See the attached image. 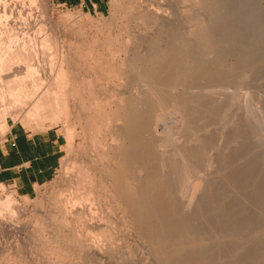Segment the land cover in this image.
I'll list each match as a JSON object with an SVG mask.
<instances>
[{
	"label": "rangeland",
	"instance_id": "1",
	"mask_svg": "<svg viewBox=\"0 0 264 264\" xmlns=\"http://www.w3.org/2000/svg\"><path fill=\"white\" fill-rule=\"evenodd\" d=\"M132 1L133 0H130V1L129 0H108V2H109L108 3V13L103 15L101 13L90 14V13H88L89 12L88 10L70 9V8L58 6V4L54 0H0V52L2 51L1 48L3 46H4V48L6 47V49H7V50L5 49V51L3 50V53L1 52L0 56L2 57V55H3V57H4V54H5V59L7 58V60H8V58H9V61H7L3 57H2L3 59L0 57V59L2 61L5 60V62L3 61V64H2V62H0V73L4 74L7 71L6 68H8L9 71L12 70L11 68L7 67V65H10V67H12V65H11L12 63H13V68H15V71H19L20 68H24L25 66H27V68H24V69L25 70L28 69L29 66L27 63H29L30 65L34 64V66H33L34 67V71H33L34 73H32L31 69H28V70L31 71L32 76L35 74L34 75L35 78L37 77V79H38L39 77H41L39 80H37V79L32 80L31 74H30V76L27 74V72H29V71L26 70L27 72H25L24 69H23V71L21 69V72L19 71L20 76H23L24 73H26L25 76L28 75L26 77H30L29 81L32 80V82L34 81V82L39 83V85H41V87L43 86L42 88L50 86V87L54 88L56 91L57 90L56 88L64 87L63 89L60 88V90H58V92L61 91V93L63 95L61 93H57V94H59V96H61L60 97L61 99L58 97V95L56 93H52V94L50 93V95L54 94V97L56 96L55 99L59 98V100L56 99V102H59V104L54 103L55 100H53V98H54L53 96L48 97L49 95H47L48 100H49V98H52V100L51 101L49 100V102H47V101H45V100H47V97H44L45 99L43 98L44 100H42V101H43V103L46 102L47 104L45 103V105H46L45 107H44V104H42L44 107L43 108L44 110L39 108L42 110V113L40 112L41 111L40 110L38 112V115H37L38 117L33 116V118H35V119H33V118L29 119V112L32 111V108L34 106V105L30 104V102L33 104H34V102H37L39 100L38 96L34 95V98L36 97L35 99H33V97L30 98L28 96L29 99L27 101L26 100L27 98H25V96L23 95L24 97L21 96L22 98L20 97L18 99L21 102H19L16 99L18 101V103L15 100V102H13L15 104L11 103L12 106H11L10 102H12L13 98H10V97H14V99L18 98L16 95L19 96L20 91L22 93H24L23 89H25V90H27V89L36 90L38 85L34 86L35 83L32 84L31 82H28V81L26 82L25 76H23V78L25 77V79H24L25 81L24 80L22 81L21 79H23V78H21L20 76H19L20 78L18 77V79H20L21 82H23L22 86H21L20 80L19 81H18V79L16 80L17 77L16 78L12 77L13 79H11V81L10 80L7 81L6 77L8 79H10V77L14 74L13 70H12L13 72L7 71L5 74H7V73L8 74L2 75V79H0V83H2L0 85V88L3 89V87H5V89H3L2 92L7 93V95H5V97H4L3 93L0 94V96L2 95L6 99V100L3 99L4 100V104H3V102H2L3 97L2 96L0 97L1 98L0 99V102H1L0 105L2 106V108L0 106V114H2L0 116V133H2V134L6 133V131L8 130V127H9L8 122H15L18 124H23L31 132L45 131L49 128H60L62 130V133L66 136V139H67V144L65 146V154H64L65 156L62 160V164H61L60 168L58 169V171L56 173L55 178L50 183L46 184L44 187H42L39 190L38 196L36 198H31V199L20 198L19 195L16 192L12 191L10 188H7L5 186H0V200L5 201L6 199H8V197H11L12 201H13V203H12L13 209L12 210L10 209L12 211V213H10L11 212L10 210L9 211L7 210V203L3 204L4 207H6L5 209L3 208V205L0 208V264H130L131 253L133 256V252L136 254H135V256L132 257L133 259L131 261V264H134L135 262H136V264H138V260H139V264H143L144 262H145L144 264H146V263L152 264L153 263L150 260H152V258H154L155 255H152L153 254L152 252H150V254H149L150 250L148 249V251H147V246H146V243L144 241H143L144 243L140 242V241H142V239L140 238V240H139V237H137L136 233H134V230H136L135 232H138V231L136 228H134L135 227L134 225L132 226L131 222L125 221L124 219H122V216L120 215L119 217L115 218L117 221L115 219L111 221L113 225L110 222L111 225L108 228L109 231L107 232V235H100V232L98 230L95 231V229H92V230L88 229V227L90 226L89 223H92L93 220L91 221V217L89 216L90 214H88L86 212V208L84 209L85 205L82 204V201L76 200L75 203L73 204L72 200H73V197L75 198V196H76L75 192H76L77 188H79L78 186L80 185V183L82 184L86 180V178H84V176L86 175L88 168L90 169V167H91L90 166L91 163L88 162L90 159L88 160V158H90L91 155L94 154L93 153L94 151L90 152V150H93V144H96L97 142L101 141L107 133V131L105 130V128H106L105 123H104L105 121H103L105 119H104V117H101L102 114L99 111L100 106L99 107L95 106V105H97L96 102L98 100L99 101L103 100L101 102L102 103L101 108L103 109V106H104L106 108V109L105 108L104 109L107 110V113H108V111L110 110V107H108L109 104L111 105L112 102H114V100H115V102L120 101L121 100L120 98H122V97L128 98V96H129V98H131V99L134 98L136 101L139 99L140 102H142L141 100H143V99H144L143 101H145V100L147 101L148 96H149V99H151L150 98L151 95L155 98L157 97L156 98L157 100L161 99L160 94L159 95L156 94L154 92L153 88L150 87L151 85H149V86L146 85V86H144L145 88L140 87V89L138 90L137 86H135V84L132 83L134 81V76H135L134 73L136 74L137 73L136 70L138 71L140 69V66L143 64L142 59L144 57H142V55H143V53H144V55L146 54V52H144V51L148 48H149L148 50H151V49L155 50L156 47H154V42L156 43L157 40H158V44H155V46L158 45V47H159V44H161L163 47H165L166 43L168 41H171L172 39H176L178 34H179V36L182 37V40L184 41V46L187 47V48L184 47V50H186V51L188 50L187 55H186L187 57L188 56L191 57L190 53L193 51L192 49L195 50L196 48L200 49V50H198V49L197 50L200 51L201 54H200V52L198 53V51H195L200 55H202L204 53H206V54L209 53L207 56H208V59L211 60L210 63L212 62L210 65L211 70L212 71L216 70V72L214 71V72H211V74L209 73V76L211 75V77H212V74L214 76V73L217 74V71L222 69L225 72L224 78H226V79L228 78V80L230 79L231 81L230 80L229 81L233 83V84L229 83V85H225L227 83L226 81H228V80L224 79L226 82L224 84V82L222 81L223 78L221 79L220 77H218L216 75H215L216 79L213 77L214 84H212V85L216 86L217 84H220L219 81L220 82L222 81L224 86H226V88H227V90H223L224 95H222V97L224 98L223 100L225 102V105L230 106V102L233 103V101H235L236 98H237V100L242 99V101L246 99L245 101L246 102L248 101V103L245 102V106H244L245 110H247L246 107L248 106L249 107L248 111L252 112V113L256 112V114H257L258 112L262 113L260 111H264V109L262 108V107H264V61H263V58L259 57V56L264 54V0H246V2H245V0L244 1L243 0H233V1L232 0H226L227 7L220 8L221 10L217 9L218 11L216 10V8L214 9L211 6L212 2H213L211 0H203L204 2L202 0H199L200 4H199L198 0H182L184 2V4H182L181 0H143V1L134 0L133 3H132ZM238 1L239 2L241 1V4ZM139 2H140V4H139ZM159 2H162V3L164 2V6L167 5L165 7V8H167V9H165V11L166 12L168 11V13H171V15L173 17H175L178 14V17H177L178 20H177L176 26H173V29H171L172 27L169 28L170 26L167 27V24H163V25H165V27L162 26V24H159L160 27L157 25L159 27V29L162 27L159 31H161V34L162 35L164 34V35H163V37L162 36L158 37V35H160V32H158L159 34L156 35V37H157L156 40L153 42V44H151L152 42L150 41V45H149V42L147 43V40L145 41V38L142 37L138 32L139 27H141V26H139L140 25L139 22L141 20L140 17L146 15L145 14L146 12H141L140 9L144 8L147 11V8H151L152 3H155V5L154 4L152 5V7H154V9H156L155 6ZM165 2H167V3H165ZM205 3L207 5H205ZM141 4L143 7L141 6ZM149 4H150V6H149ZM242 4H243V6H242ZM233 5H234V7H232ZM137 6H139V7H137ZM147 6H149V7H147ZM199 6H200V9H199ZM207 6H209L208 7L209 9L207 8ZM128 7H130V9ZM240 7H241L240 12L238 11L237 13H234L235 12L234 10H237L236 8H240ZM127 8L129 10H127ZM174 8H175V10H174ZM172 9L174 10V12ZM205 9H207V11ZM132 10H133V14H132ZM134 10L137 11V12L135 11L136 14L134 13ZM214 10L216 11V13ZM219 10H220V12H219ZM141 13L143 15H141ZM128 14H130V15L128 16ZM195 14H197V15H195ZM135 15H136V17H135ZM231 17H233V18H231ZM237 17H239L240 19H237ZM135 18H136V20H135ZM234 18H236L237 20ZM195 19H197V20H195ZM211 19H212V21H211ZM130 20H132V21L130 22ZM195 23L197 24V26ZM137 25L139 27H137ZM262 25H263V27H262ZM13 27L15 28V30H13ZM20 28L22 29V31H20L21 30ZM148 29H147V31H148ZM180 29H182V30L180 31ZM185 29H186V32H185ZM3 30H4V33H3ZM171 30H172V32H170ZM141 31H143V30H141ZM167 31L169 32V34ZM176 31L177 32L179 31L177 33V35H176ZM146 33L147 32H145V34ZM4 34H5V36H4ZM16 35H17V37H16ZM134 35H135V37H134ZM168 35H170V36H168ZM219 35L221 36V38ZM166 38H167V40H166ZM9 39H11V41ZM138 40L141 42H139ZM9 42H10V45L13 42L14 43V44L12 43L13 46L11 45V47H10V45H8ZM24 42H26V43H24ZM22 44H24V46H26V48L23 47ZM208 44L211 45V48L209 47ZM252 44H256V47H257L256 51H258V52L255 51L254 52L255 56L253 54L251 57H249V58H251V60L248 58V59H246L248 62L246 60H244V61H246V62H244L242 60V58H240V56H238V54H236V53H238L237 49L241 48V46L244 47V46L252 45ZM19 46L23 47L22 49L20 48L21 52L18 51ZM147 46H149V47L146 48ZM150 46H152V47H150ZM221 46H223V47H221ZM7 47L10 48L9 50L12 51V53H10V51H8ZM216 47L217 48L219 47V49L217 50ZM224 47H226L227 49H225ZM11 48H13V49H11ZM15 48H17V52H19V54L22 53V50L25 48L26 50L24 49V51H26V52L23 51V53L25 55L30 54L29 59H28L29 61L32 60V59H30V58H33V54H31V53H32V51H34L35 52L34 58L35 57L36 58L33 61H31L32 64L29 61L27 63L25 61L23 62L22 59L24 58L23 56H25V55H23V53H22L23 56H21V54H20V56H17L19 54L15 53V54H17L16 55L17 58L13 57V58H15V59H13L11 57V54L13 56L15 55L13 52V50ZM27 49H29L28 51L31 53L27 52ZM143 49H144V51H142ZM220 49H222V50L219 51ZM203 50H208V52L207 51L204 52ZM202 51H203V53H202ZM213 51H215V53H213ZM217 51H219V53ZM222 51H224V52H222ZM226 51H228V52H226ZM6 52H9V53H7V55H6ZM195 52H193V54H192L193 56L197 54V53L195 54ZM188 53L190 55H188ZM210 53H211L210 57L214 58V61H212L213 60L212 58L211 59L209 58ZM212 53L214 54L213 56H215V54L218 53L220 57H221V54H223L221 57L222 63H219L220 57H218V55L215 56L216 59H217V57L219 59V62H217L218 59L216 60L215 57L212 56ZM185 54H186V52H185ZM6 56H10V57H6ZM19 57H21V58H19ZM26 57L28 58V56H25V58ZM136 57L139 61L136 60ZM138 57L139 58L141 57L142 59L141 58L139 59ZM261 57H263V56H261ZM10 58H12L11 60H13V61H11ZM18 58L21 60H19ZM25 58H24V60L27 61V58L26 59ZM17 59L19 60V62L22 61L23 67H22V64L17 62L18 61ZM223 60H224V63H223ZM237 60L239 62H241V64L244 62L242 64V66L237 65L238 64V62H236ZM6 61L8 64L6 63ZM136 61H138V62L136 63ZM261 61H263V62L261 63ZM9 62H12V63L9 64ZM16 62L18 64V67L17 66L14 67V64L17 65ZM125 62L128 64L129 67L126 66L127 64ZM129 63H130V65H129ZM214 64H216V65H214ZM221 64H222V67H221ZM218 65L220 67H218ZM60 66H62V68H64V70H63L64 73H62V72L60 73V74H62V76L59 75L60 78L56 77L57 79L56 78L52 79V77H50V76L56 72L58 73V70L61 68ZM133 66H135V67L133 68ZM215 66H217L216 69H215ZM126 67H128V68L126 69ZM141 67H143V65ZM135 68H137V69H135ZM233 68L236 69L238 72H236V70H234ZM17 69H19V70H17ZM133 69L135 72L133 71ZM125 70H129L128 73L130 75H128ZM261 70H263L262 73H260ZM231 71L233 72L232 73L233 75L229 74ZM234 71L237 74H235ZM9 73H11L12 75ZM227 73L230 76H226ZM131 74H133L132 78H131L132 80L130 79ZM52 76L54 77L55 75H52ZM56 76H57V74H56ZM4 77H5V80L3 79ZM73 77L74 78L79 77L76 81L77 83H75ZM217 77H218L219 81L217 80ZM0 78H1V75H0ZM35 78H33V79H35ZM43 79H45V81ZM79 79H82V80L79 81ZM42 80H43V82H45L43 84L47 85L49 83L50 84L52 83L51 84L52 86L51 85H47V86L45 85V87H44V85L40 84V82H39ZM70 80H72L74 83ZM216 80H217V82H215ZM12 81H13V83H11ZM202 81L204 82L206 80H202ZM3 82H6V83L3 84ZM15 82L20 83L19 84L20 87H18V86L16 87V88H19V90L17 89L19 91V93L17 92V90H15L13 88L17 84V83L15 84ZM137 82H138V80H137ZM7 83L8 84L10 83L9 85H12V84H14V85L9 86V85H7ZM70 83H73V84H70ZM215 83H217V84H215ZM5 84H6V86L1 87L2 85H5ZM64 84H66V85H64ZM24 85L27 87L29 85V87L25 88ZM58 85H60V86H58ZM232 85H234L235 87L233 88ZM7 86H9L10 88L8 89ZM23 86H24V88L22 89ZM73 86H76V88ZM191 86L194 87L195 85L192 84ZM191 86H190L189 90H186L188 88L185 89L186 92L190 91L192 98H195L197 95L199 97H201V95H199L201 90L195 89V87L191 88ZM228 86H230V87H228ZM241 86H244L246 88L242 87V90H240ZM34 87H36V89ZM135 87H136V89H135ZM247 87H248V89H247ZM20 88L22 90H20ZM31 88H33V89H31ZM38 88H40V87L38 86ZM52 88H51L50 92L51 91L55 92ZM73 88H75V91L72 90ZM77 88H78L79 92L82 93L81 95H85L84 97L81 96L80 94L78 96ZM228 88H232V89H228ZM6 89H8V91L11 89V91H9L10 95H8L9 92H7ZM142 89H144V90H142ZM191 89L193 91H195L194 93L199 91L198 94H196V96L193 95L194 93ZM238 89L241 91V93H243L242 95H241V93H239L240 91ZM243 89L248 91V93L246 91H244ZM141 90L143 91V93L146 91V94L147 95L149 94V95L147 96L146 94H144V96H142L143 94H142ZM182 90H184V89H182ZM36 91H39V90L37 89ZM0 92H1V89H0ZM89 92H91L90 94L92 96L90 94H88ZM15 93H18V94H15ZM120 93H121L122 97H120ZM124 93H126V96H124ZM139 93H141V94H139ZM87 94L90 95L91 97L88 96ZM245 94H247L246 95L247 97L250 95L248 97V99L245 98L246 96L243 97V95H245ZM106 95H107V97H106ZM137 95L139 98L136 97ZM192 95L195 97H193ZM6 96H7V98H6ZM8 96H10V97H8ZM111 96H112V98H111ZM140 96H142V97H140ZM145 96L147 97V99ZM114 97H116V98H114ZM118 97H119V100H118ZM189 97H190V95H189ZM189 97H188V100L191 99ZM199 97L195 98L198 100H195V99L191 100L194 103L193 104L191 102L192 103L191 107H194L195 109L190 108V106H188V104L189 105L191 104L188 100H187V102H189V103H185V106H188V109L195 110V111L191 110L192 114L193 115L196 114V116L194 115L195 118L199 117L200 119L199 118L198 119L201 120L200 122H202L203 120L201 119V116H204L203 115L205 113L204 111H206L207 117H209V114L212 115L213 113H215V110L212 111V109L215 108V106H212V105H215V104L210 105L211 102H209L208 100H207V103L209 102V104H207L206 101H204L206 99L203 100L202 97L201 98H199ZM101 98H102V100H101ZM123 98H122V100L125 99V98L124 99ZM140 98H141V100H140ZM22 99H24L26 101L24 102ZM36 99H37V101H34ZM106 99H108V100L106 101ZM110 99H114V100L112 101ZM201 100L205 102L204 105L212 106V109H209L208 107L204 106L203 102ZM194 101H196V104ZM197 101L200 103H198ZM5 102H7L9 105H7V103H5ZM201 103H202L201 107L204 106V108L206 107V109L200 107L199 104H201ZM55 105L56 106L58 105V106L56 107ZM9 106H11V108H9ZM59 106L61 107V109L59 108ZM195 106L198 107V109H199L198 112L201 109V113L199 112V114H201V116L199 114H197V112H196L197 107H195ZM258 106H260L263 110L261 108L259 110H257L259 108ZM3 107H5L6 111L9 108L10 110H8V111H11L10 114L8 111L5 112V110H3L4 109ZM111 107H113V104L111 105ZM180 107H182V106H180ZM255 107H256V109H255ZM56 108L57 109L59 108V109L56 110ZM93 108H95V109H93ZM182 109H183V107H182ZM60 110H62V111H60ZM207 110H208V114H207ZM209 110L212 111V114H211V111H209ZM245 110H243L241 112L242 114L240 113V117H241V115H243V116L245 115L244 118L242 116V119H241L238 116L240 119H238L237 124L235 123V125L237 127L235 126L233 128V130L231 131V133H228L226 136V140H228V141L230 139L232 140V141L230 140V142L227 141L229 144L227 143V147H225L226 150H224L225 148L223 149L224 152H227V153H224L221 151L223 154H221V152H220L219 158L217 161V163L218 162L220 163L221 161L223 162L226 160V161L230 162V164H232V165L234 164V166H232L228 163V165L230 166L228 168V165H226L227 163H225L226 161L220 165L218 163V166H221V167H219L217 169L216 168L217 166H216L215 168H216V171L219 173L216 174L215 173L216 171L214 170L215 169L214 168V169H212L213 171H215L214 174H213V172L210 174V176L211 175L215 176V174H216L217 178H216V176L215 177L214 176L209 177V178H211L210 181H209V178L207 180L208 182L205 181L206 185L208 186V187L205 186L207 191H204V192L202 190L199 191L198 198H199L200 202L202 201L200 207H199V203H200L199 201H192V202L189 201L186 205L183 206L184 209H187L189 211V212L187 211V213L185 215H188V217L192 218V220L195 224V226H194L195 229H193L194 231L191 233V235L195 236V233L198 230L200 235L202 232H203L204 236L207 235V236H205L206 241H208L207 237L209 238V236H210V239H211V236L213 237L212 238L213 241H212V239L211 240L209 239L210 242H212L211 244H210V242H207V245L209 244L208 245L209 247L207 246V248L208 249L210 248L209 250H211V251H208V249L206 251V249L204 248L205 249V252H204L202 248L206 247V246L201 247L200 251H199V249L197 250V252H195L196 250L193 251L194 254H197V255L200 254V255H198L199 259H202V256H203V260H205V264H208V261H209V264H213V263L214 264H217V263L218 264H223V263L225 264V262L227 264H232V262L236 264L237 263L236 261H238V260H240V261H238L237 264H239V263L240 264L241 263L242 264H250L251 261H254L256 264L257 259L259 262L261 261V264H264V259L259 260V258H264L263 257L264 256V252H263L264 251V243H263L264 242V235L262 236V239H261V237H259V234L257 235V232H256V231L259 232L260 228L261 229L264 228V223H262V221L264 222V220H263L264 219V212H263L264 211V198H263L264 197V158L261 159L262 157H264V124H263L264 123L263 122L264 116H262V114L258 113L260 117L258 116V114L255 116H256V118L258 116L259 118H257V119H259L260 121L258 122V120H256L254 122V119H256L254 114H252V113L250 114V115L254 116V119L252 121L250 118H252L253 116L249 117V119H248L249 113H247L248 111H246V113L244 114ZM3 111L5 112V114ZM58 111L61 113V115H60V113H58ZM98 111H99L100 117L103 118V120L101 118H99V120L97 121L98 116H99ZM202 111H203V113H202ZM101 112H103V111H101ZM57 113L59 115L55 116V115H57ZM36 114H34V115H36ZM96 114H98V115L94 116ZM219 114H221V113H219ZM25 115H26V118H25ZM109 116H111V115H109ZM215 116L213 118H215ZM261 116H262V118H261ZM41 117H42V119H41ZM36 118L37 119L39 118V119L37 120ZM261 119H263V120H261ZM30 120H32V121H30ZM3 121H4V123H3ZM99 125H100V127L103 125V127H101V129H100ZM207 134L210 136L212 133H210V134L207 133ZM208 137L207 138L205 137V138L207 140H209ZM216 137H218V134H215V133L212 134L210 137L211 138L210 142L214 141L213 138L216 139ZM235 137H237V138H235ZM93 142H96V143H93ZM205 142L207 143V141H205ZM205 142L203 141V144H205ZM236 146L237 147L239 146V147L235 148ZM231 151L233 153H231ZM247 153L249 155H250V153H251V155L253 153L256 156L252 155L254 157L252 160L251 159L252 156L251 155L249 156ZM243 154H245V155H243ZM94 156H95V154H94ZM220 156H221V158H220ZM241 156L242 157L244 156L243 157L244 159L241 158ZM247 156L249 157L248 159H250V161L247 158H245ZM237 159H238V162H236ZM219 160H221V161H219ZM242 160H243L242 163H245V168H247V170H249L246 173H245V171H246L245 168H240V167H242V164H241V166H239L238 164L235 165V162L239 163ZM246 160H248L249 164L254 162L253 164L255 165V167H254V165H252L253 168L252 167L250 168L249 167L250 165L247 163ZM90 161H92V159ZM82 162H84V163H82ZM161 163H162V161H161ZM177 163H178V165L182 164V163H180V161H178ZM246 163L248 164V166ZM223 164L226 165V168L225 167L223 168V166H224ZM261 164H263V166ZM161 165H160V168L162 169L163 167H161ZM237 166H239L240 169H235V168H238ZM243 166H244V164H243ZM230 168L234 169V170H230ZM243 169H245V171ZM242 170L244 171L243 173H242ZM235 171H237L236 173L241 172V174L238 173L236 175L235 173H233ZM208 172H210V171H208ZM246 174H248L249 177ZM232 175H233V178L231 179ZM225 176H227V177H225ZM215 178H216V180H215ZM213 179L215 181H213ZM234 179H237L236 180L237 183H235V185H233L234 182H236V181H233ZM247 179H248V182H246ZM82 180H83V182H82ZM217 180H218V182H216ZM242 180H244L243 183H242ZM205 182H204V184H205ZM212 182H216L215 184L213 183L214 186H213ZM245 182L247 183V185ZM245 185H246V187H245ZM249 185H250V187H249ZM241 186H242V188H241ZM253 186L255 188H253ZM238 187H239V189H238ZM205 188H202V189L204 190ZM217 188L219 191H217ZM235 188L237 190H235ZM240 189H242V190L240 191ZM244 189L246 190V193H245ZM224 190L225 191L227 190L226 191L227 193L224 192ZM255 190L256 191L258 190L257 195L259 197L255 196L256 195ZM215 191H217L218 193ZM233 191H235V192H233ZM251 191H253L252 194H251ZM201 192H203V193H201ZM221 192L223 194H221ZM228 192H231L232 198H230V193H228ZM239 192L241 193L240 195H238ZM260 192H262L261 193L262 197L260 195ZM71 193L74 195H72ZM233 193H236V194L233 195ZM64 194H66V195H64ZM200 194H202L201 195L202 197L204 195V197L203 198L199 197ZM212 194L214 195V197L217 196V198L215 197L216 201L214 200V202H213V199H215V198L213 197ZM218 194L221 195L222 198H220ZM246 194H248L247 197L245 196ZM70 195L72 196V198H71L72 200L68 201V199H70V197H71ZM252 195L254 198L252 197ZM249 197L250 198L252 197V198L249 199ZM211 199H212V203L210 201ZM218 199H220L221 203L218 201ZM233 199H235L236 203ZM255 200H258V203H256ZM5 202H7V201H5ZM223 202H224V204H223ZM259 202H261L260 204L263 206L262 209H261V206L258 205ZM62 203H64V204H62ZM108 203H110V202L104 201L103 206L104 205H105V207H106V205L108 206L109 205ZM233 203H234V205H233ZM72 204H73V206H71ZM195 204L198 205L199 209H197ZM237 204H238V206H236ZM254 204L256 206H254ZM13 205H14V207H13ZM103 206H102V210H103L102 213H104L105 215L102 213H100V214H102L104 217H106V219H107V216H108V218H110L109 212H107V211L104 212ZM59 207H60V209H59ZM193 207H194V210H191V209H193ZM210 207H211V209H210ZM217 207L219 210L217 209ZM221 207H222V209H221ZM234 207H235V209H234ZM241 207H242V209H241ZM8 209H9V206H8ZM195 209H197V211ZM237 209L238 210L240 209L239 212H237L238 211ZM260 209L262 212L260 211ZM223 210L225 211V214L227 215V217L223 213L224 212ZM72 211H73V214H71ZM256 211H257V214H256ZM99 212H100V210H99ZM191 212H192V214H191ZM240 212H242L243 215H241L242 213H240ZM253 212L255 215L253 214ZM248 213H249V215H248ZM261 213H262V215H261ZM194 214H195V216H194ZM231 214H232V217H231ZM234 214L237 216V218ZM207 216H209V217H207ZM212 216L213 217L216 216V217H214L215 219H213ZM240 216H243V220L241 219L242 217L240 219L238 218ZM256 216H258V217L256 218ZM233 217H234V220H233ZM249 217H251V219ZM252 217H253L254 221H253ZM190 218H189V220H190ZM75 219H77V220H75ZM238 219L240 221V224H239ZM248 219L250 220V222L248 221ZM259 219H261V220H259ZM63 220H64V223H63ZM210 220H212V221L209 222ZM232 220H233V222H232ZM108 221H109V219H108ZM225 221L227 223L224 224ZM228 221L229 222L231 221L230 222L231 225ZM256 222H257V224H256ZM258 223H259V225H258ZM73 224H74V227H73ZM196 224H198V226ZM236 226H238V227H236ZM243 226H245V227H243ZM246 226H248V227L246 228ZM224 227H225V229H224ZM242 227H243V231H242ZM249 227H250V229H249ZM252 228H253V231H251ZM78 229H79V231H78ZM195 230H196V232H195ZM236 230H237V232H236ZM206 231H208V232H206ZM212 231H213V233H210ZM238 231H240V232H238ZM216 232L219 233V236L217 234L218 237L215 236ZM253 233H254L255 238H253ZM229 234H230V236L227 239L226 237ZM233 234H236L237 237L241 236L242 238L245 236V241H244V238L241 239V240H243L242 244H244V242H245L243 247L241 246L242 244H240L238 242L239 239H237L235 235H234L233 239L231 238V235L233 237ZM99 235H100V237H99ZM135 235L137 238L135 237ZM138 235L140 236L139 232H138ZM196 235H197V233H196ZM220 235H221V237H220ZM249 235H250V237H249ZM95 236H96V238H95ZM105 236H106V238H105ZM111 236H112V241L114 243L110 242ZM204 236H203V238H204ZM251 236H252V238H251ZM257 236L259 237V239L257 238L258 241L256 240ZM214 237H216V238H214ZM230 238L232 240H234L236 238L237 240L235 239L234 241H232ZM246 238L247 239L250 238L249 239L250 241L247 242L248 245L246 244ZM102 239H103V241H102ZM108 239H110V241ZM252 239H255V240H252ZM229 240H230V242H229ZM241 240H240V242H242ZM107 241H109V242H107ZM217 241H218V243H217ZM220 241H222V243L224 245L219 243ZM235 241H237V243ZM225 242H226V244H225ZM253 243H256V244L261 243V245L263 244L262 245L263 250H261V254L258 252L261 255V257H259L260 256L259 254H256L257 253L256 248L258 247V245H255L256 247L254 248ZM139 244H141V246L143 244V246L140 247ZM238 244L242 248L240 249L241 250L240 252L236 253L237 251H239L238 248H240V246ZM93 245H94V247H93ZM113 245H115V246H113ZM214 245H215V247H214ZM217 246H219V247L217 248ZM223 246H224V248H223ZM244 246H246V248ZM100 247H101V249H100ZM235 247H236V250H235L236 252L233 250V248H235ZM252 247L256 250H254ZM229 249H232V252ZM143 250H145L146 252L145 251L143 252ZM253 250H254V252H253ZM242 251L244 253H241ZM227 252H228V254H227ZM147 253H148V255H147ZM187 253H188L189 258L185 255L186 256V260H185L184 256H183L181 261H180L182 264L184 263L183 261H185V263L187 264L190 257L194 256L192 251L191 252L189 251ZM217 253H219V254H217ZM229 253H230V255H229ZM234 253H236L237 257H235ZM239 253H240V255H239ZM137 254L141 258L138 257ZM231 254H232V256H231ZM254 254L256 255L257 258H253V257H255ZM251 255H252V257H251ZM142 256L144 258V261H143ZM244 256L247 259H245ZM149 257H150V260H149ZM195 257H196V260L194 261ZM195 257H193V260H192L194 262L192 263V261H191L190 264H194L195 262L197 264H199L197 262V261H199V259H197V256H195ZM187 258H188V260H187ZM236 258H237V260H236ZM134 259H136V260L134 261ZM207 259H209V260L207 261ZM203 260H200L201 261L200 264H204ZM234 260H236V261L234 262ZM246 260H248V261H246ZM262 261H263V263H262ZM141 262H143V263H141ZM180 262H179V264H181ZM254 262H253V264H254Z\"/></svg>",
	"mask_w": 264,
	"mask_h": 264
},
{
	"label": "bare ground",
	"instance_id": "2",
	"mask_svg": "<svg viewBox=\"0 0 264 264\" xmlns=\"http://www.w3.org/2000/svg\"><path fill=\"white\" fill-rule=\"evenodd\" d=\"M130 1V0H129ZM134 1V0H133ZM133 1H132V3H133ZM137 1V0H136ZM135 1V2H136ZM140 1V0H139ZM141 1H143V0H141ZM182 1V0H181ZM203 1V0H202ZM211 1H213L212 2V7L215 9L216 8V10L217 9H220V8H225V7H227V2H226V0H211ZM233 1V0H232ZM244 1V0H243ZM154 2V1H153ZM168 2V1H167ZM167 2H165V3H167ZM173 2V1H172ZM178 2V1H177ZM198 2H199V0H198ZM204 2V1H203ZM239 2V1H238ZM237 2V3H238ZM245 2H246V0H245ZM244 2V3H245ZM176 3V2H175ZM240 4H241V1L239 2ZM136 4V3H135ZM139 4H140V2H139ZM155 5V3H152V5ZM182 4H184V2L182 1ZM191 4V3H190ZM199 4H200V2H199ZM203 4V3H202ZM234 4V3H233ZM129 5V4H128ZM152 5H151V8H147V11L144 9V8H142V9H140V11L141 12H146L145 14V16H142V17H140L141 18V20H140V25L139 26H141V27H139L138 25H137V27H139V34L142 36V37H144L145 38V41L147 40V43L149 42V45H150V41L152 42L151 44H153V42L156 40V35L157 34H159L158 32H160V35H158V37L159 36H162L163 37V35L161 34V31H159L160 29H159V24H162V26H164L165 27V25H163V24H167V27H169V28H171V29H173V26H176V24H177V20H178V14L175 16L174 14V16L176 17H173L172 15H171V13H168V11L166 12L165 11V9H167V8H165L166 6H164V2L162 3V2H159V3H157L156 4V9H154V7H152ZM169 5V4H168ZM197 5V4H196ZM205 5H207L206 3H205ZM141 6H142V4H141ZM149 6H150V4H149ZM149 6H147V7H149ZM178 6V5H177ZM210 6V7H211ZM242 6H243V4H242ZM137 7H139V6H137ZM143 7V6H142ZM169 7V6H168ZM203 7V6H202ZM209 6H207V8H208ZM232 7H234V5L232 6ZM129 9H130V7H128ZM127 8V10H129ZM180 8V7H179ZM186 8V7H185ZM198 8V7H197ZM212 8V9H213ZM231 8V7H230ZM135 9V8H134ZM144 9V10H143ZM184 9V8H183ZM196 9V8H195ZM199 9H200V6H199ZM209 9V8H208ZM237 10H234L235 12L234 13H237L238 11L240 12V10H241V7L240 8H236ZM173 10V9H172ZM174 10H175V8H174ZM174 10H173V12H174ZM180 10V9H179ZM182 10V9H181ZM185 10V9H184ZM183 10V11H184ZM206 11H207V9H205ZM221 10V9H220ZM220 10H219V12H220ZM228 10V9H227ZM245 10V9H244ZM135 11L136 10H134V13H135ZM139 11V10H138ZM177 11V10H176ZM215 11V10H214ZM218 11V10H217ZM229 11V10H228ZM126 12V11H125ZM137 12V11H136ZM171 12V11H170ZM205 12V11H204ZM215 13H216V11H215ZM132 14H133V10H132ZM131 14V15H132ZM136 14V13H135ZM130 14H128V16H129ZM138 15V14H137ZM141 15H143L142 13H141ZM195 15H197V14H195ZM233 15V14H232ZM133 16V15H132ZM243 16V15H242ZM241 16V17H242ZM135 17H136V15H135ZM138 17V16H137ZM194 17V16H193ZM199 17V16H198ZM197 17V18H198ZM234 17V16H233ZM233 17H231V18H233ZM134 18V17H133ZM139 18V19H140ZM196 18V17H195ZM230 18V19H231ZM130 19V18H129ZM194 19V18H193ZM214 19V18H213ZM229 19V20H230ZM234 19H236V18H234ZM233 19V20H234ZM237 19H240L239 17H237ZM236 19V20H237ZM135 20H136V18H135ZM195 20H197V19H195ZM232 20V19H231ZM243 20V19H242ZM132 20H130V22H131ZM210 21V20H209ZM211 21H212V19H211ZM134 22V21H133ZM138 22V21H137ZM183 22V21H182ZM199 22V21H198ZM214 23V22H213ZM135 24V23H134ZM137 24V23H136ZM196 24V23H195ZM194 24V25H195ZM216 24V23H215ZM214 24V25H215ZM159 27H158V26ZM179 25V24H178ZM182 25V24H181ZM180 25V26H181ZM196 26H197V24H196ZM213 26V25H212ZM136 27V26H135ZM163 27V28H164ZM178 27V26H177ZM262 27H263V25H262ZM17 28V27H16ZM141 28V29H140ZM149 28V29H148ZM21 29V28H20ZM147 29H148V31H147ZM7 30V29H6ZM13 30H15V28L13 27ZM17 30V29H16ZM141 30H143V31H141ZM146 30V31H145ZM170 30V29H169ZM179 30V29H178ZM182 29H180V31H181ZM20 31H22V29L20 30ZM147 32L146 34H145V32ZM184 31V30H183ZM7 32V31H6ZM144 32V33H143ZM168 32V31H167ZM170 32H172V30L170 31ZM175 32V31H174ZM179 32V31H178ZM177 31H176V35H177V33H178ZM185 32H186V29H185ZM3 33H4V30H3ZM25 33V32H24ZM223 33V32H222ZM8 34V33H7ZM23 34V33H22ZM137 34V33H136ZM167 34V33H166ZM168 34H169V32H168ZM172 34V33H171ZM175 34V33H174ZM139 35V36H140ZM186 35V34H185ZM4 36H5V34H4ZM15 36V35H14ZM13 36V37H14ZM138 36V35H137ZM136 36V37H137ZM168 36H170V35H168ZM183 36V35H182ZM220 36V35H219ZM11 37V36H10ZM16 37H17V35H16ZM134 37H135V35H134ZM141 37V38H142ZM161 37V38H162ZM165 37V36H164ZM167 37V36H166ZM185 37V36H184ZM183 37V38H184ZM223 37V36H222ZM8 38V37H7ZM138 38V37H137ZM143 38V39H144ZM170 38V37H169ZM220 38H221V36H220ZM17 39V38H16ZM140 39V38H139ZM171 39V38H170ZM8 40V39H7ZM10 41H11V39H9ZM14 40V39H13ZM137 40V39H136ZM166 40H167V38H166ZM221 40V39H220ZM224 40V39H223ZM258 40V39H257ZM139 41V40H138ZM163 41V40H162ZM161 41V42H162ZM187 41V40H186ZM185 41V42H186ZM259 41V40H258ZM139 42H141V41H139ZM188 42V41H187ZM13 43V42H12ZM12 43H11V45H12ZM23 43V42H22ZM24 43H26V42H24ZM146 43V42H145ZM146 43V44H147ZM160 43V42H159ZM14 44V43H13ZM155 44H158V40H157V42L155 43L154 42V47H156V49L155 50H153V49H151V50H148L149 48V46H147L146 48H148V49H146L145 51H144V49L142 50V51H144V52H146V54L144 55V53H143V55H142V57H144L143 59H142V61H143V67H141L140 66V69L137 71L136 70V74L134 73V81L132 82V83H134L135 84V86H137V88H138V90L140 89V87H143V88H145L144 86H146V85H151L150 87H152L153 88V90H154V92L156 93V94H160V97H161V99L160 100H157L155 97H153L151 94L153 93L152 91V93L150 94L151 95V99H149V94L147 95L146 94V91L143 93V91L142 90H144V89H142L141 90V92H142V96H144V94H146L147 96H148V100L146 101H143V100H141V98H140V100L142 101V102H140L139 101V99L136 101L134 98L133 99H131V98H129V96H128V98H123L122 96H121V93H120V97H122L124 100H122V98H120L121 100L120 101H118V102H115V100L114 99H110V100H114V102H112V104H113V107H111V105L109 104V106L108 107H110V110L108 111V113H107V110H105L106 108L103 106V109L101 108L102 106V98H101V100L102 101H97L96 103H97V105H95V106H100V113L102 114V116L101 117H104V119L105 120H103V118H101L100 117V114H99V111H98V114H99V116H98V119H97V121L99 120V118H101L103 121H105L104 123H105V130L107 131V133H106V135H105V137H103V139L101 140V141H99V142H93V143H96V144H93V150H90V152L91 151H94L93 153L95 154V156H94V154H90L91 155V157L90 158H88V160L90 159H92V161H88L89 163H91L90 164V169L88 168V171L86 172V177L84 176V178H86V180L84 181V183H80V185L78 186L79 188H77V190H76V192H75V198L73 197V200L71 199L72 198V196L70 197V199H68V201L70 200H72V202H73V204L75 203V201L76 200H79V201H82V204L83 205H85V207H84V209L86 208V212L88 213V214H90L89 216L91 217V221L93 220V222L92 223H89L90 224V226L88 227V229H90V230H92V229H95V231L96 230H98L99 232H100V235H107V232L109 231V227H110V225L112 224V220H114L115 218H117V217H119L120 215L122 216V219H124L125 221H128V222H131V224H132V226L134 225L135 227L134 228H136L137 229V231L139 232V234H140V236L138 235V232H135L136 230H134V233H136V235H137V237H139V240H140V238L142 239V241H140V242H145L146 243V246H147V251H148V249L150 250L149 251V254H150V252H152L153 254L152 255H155V257L154 258H152V260H150V257H149V260L150 261H152L153 263L152 264H179V262L181 261V259H182V257L184 256V259L186 260V256L189 258V256H188V253L187 252H191L192 251V253H193V251H195V252H197V250L199 249V251H200V248L201 247H203V246H206V247H203L202 249H203V251L205 252V249H206V251H207V246L209 245H207V242H210V240L213 238L212 236H211V239H210V236H209V238L207 237V239H208V241H206V239H205V236H207V235H205L204 236V234H203V232L201 233V235L199 234V232H198V230H197V232H196V230H195V232L197 233V235H196V233H195V236L194 235H191V233L194 231L193 229H195V224H194V222H193V220H192V218H190V217H188V215H185L186 213H187V209H184V205H186L189 201L190 202H192V201H199V198H198V194H199V191H207V189L205 188V186H207L206 185V182L205 181H207L208 180V178L209 177H212V176H214V175H211L210 176V174L213 172V174H214V172L216 171V168L218 169L219 167H221V166H218V163H217V161H218V158H219V154H220V152L222 151V152H224V150H226V148L225 147H227V143L228 142H230V140L228 141V140H226V136H227V134L228 133H231V131L233 130V128L236 126L235 125V123L237 124V122H238V119H242V116L243 115H241V117H240V113L243 111V110H245V108H244V106H245V100H243L242 101V99L240 100V99H238L237 100V98L235 99V101H233V103L232 102H230V106H226L225 105V102H224V98L222 97V95H224L223 93V90H227V88H226V86H224V84L225 85H229V83H231V84H233L232 82H230L229 80H228V78L226 79V78H224L225 76V72H224V70H219V71H217V74L216 73H214V76H213V74H212V77H211V75L209 76V73L211 74V72H216V70H211V63H210V61L211 60H209L208 59V54H206V53H204V54H202V55H200L201 54V52L200 51H198V50H200V49H198V48H196L195 50L194 49H192L193 51L190 53L191 54V57H187L186 55H187V51L186 50H184V47H186V46H184V41L182 40V37H180L179 36V34H178V36H177V38L176 39H172L171 41H168L167 43H166V46L165 47H163L161 44H159V47H158V45H156L155 46ZM8 45H10V42H9V44ZM7 45V46H8ZM11 45H10V47H11ZM20 45V44H19ZM23 45V47H25L26 48V46H24V44H22ZM161 45V46H160ZM190 45V44H189ZM209 45V47L211 48V45L210 44H208ZM13 46V45H12ZM28 46V45H27ZM30 46V45H29ZM188 46V45H187ZM237 46V45H236ZM241 46V45H240ZM18 47V46H17ZM23 47H21V46H19V50L18 51H20V48L22 49ZM150 47H152V46H150ZM190 47V46H189ZM221 47H223V46H221ZM4 46L1 48L2 49V53H3V50L5 51V49H6V47L4 48ZM8 48V51H10L9 49V47H7ZM24 48V49H25ZM28 48V47H27ZM187 48V47H186ZM208 48V47H207ZM209 48V49H210ZM213 48V47H212ZM217 48V47H216ZM225 49H227L226 47H224ZM223 48V49H224ZM237 48V47H236ZM11 49H13V48H11ZM24 49L22 50V53H23V51H24ZM198 49V50H197ZM219 49V47L217 48V50ZM256 49H257V47H256V44H252V45H247V46H244V47H242L241 46V48H239V49H237V51H238V53H236V54H238V56H240V58H242V60L244 61V60H246V59H248L249 57H251L253 54H254V52L256 51ZM7 50V49H6ZM26 50V49H25ZM29 49H27V52H29L28 51ZM31 50V49H30ZM222 49H220L219 51H221ZM32 51V50H31ZM186 52V54H185V52ZM195 51H198V53L200 52V54H198L197 52H195ZM204 52H208V50H203ZM203 51H202V53H203ZM219 51H217L218 53H219ZM236 51V52H237ZM1 52H0V54H1ZM13 52H14V54L15 53H17V54H19V52H17V48H15L14 50H13ZM21 52V51H20ZM24 52H26V51H24ZM141 52V51H140ZM193 52H195V54L196 55H192L193 54ZM210 52V51H209ZM222 52H224V51H222ZM226 52H228V51H226ZM230 52V51H229ZM256 52H258V51H256ZM5 53V52H4ZM7 53H9V52H6V55H7ZM10 53H12V51H10ZM22 53H20L21 54V56H23V55H25L24 53H23V55H22ZM29 53H31V52H29ZM35 52L34 51H32V53L31 54H33V58H30V59H32V60H28L29 59V55L30 54H26L25 56H28V58H27V61L26 60H24V58H25V56H23L22 58V60H23V62L25 61L26 63L29 61L31 64H32V62L31 61H33L35 58H34V56H35V54H34ZM127 53V52H126ZM139 53V52H138ZM213 53H215V51H213ZM212 53V56L214 55ZM215 54V56H217L218 55V57H220L219 56V54ZM260 53V52H259ZM258 53V54H259ZM263 53V52H262ZM261 53V54H262ZM17 54H15L14 56L11 54V57L13 58V57H16V55ZM20 54L19 55H17V56H20ZM189 53H188V55H190ZM235 54V53H234ZM9 55V54H8ZM136 55V54H135ZM222 55L223 54H221V57H222ZM211 56V53H210V55H209V58L211 59L212 57H210ZM215 56H213V57H215ZM254 56H255V54H254ZM253 56V57H254ZM261 56H263V57H261ZM261 56H259L260 58H263V61H264V54L263 55H261ZM1 57V56H0ZM2 57H3V55H2ZM1 57V58H2ZM6 57H10V56H6ZM218 57H217V59H218ZM221 57H220V62H219V59H218V61L217 62H219V63H222L221 62ZM224 57V56H223ZM226 57V56H225ZM258 57V58H259ZM4 59H5V54H4V57H3ZM2 58V59H3ZM12 58H10V60L12 59ZM17 58V57H16ZM19 58H21V57H19ZM18 58V59H19ZM25 58V59H26ZM139 58V57H138ZM139 58V59H140ZM13 59H15V58H13ZM17 59V60H18ZM213 60L212 61H214V58H212ZM215 59H216V57H215ZM216 59V60H217ZM238 59V58H237ZM250 60H251V58H249ZM1 60V59H0ZM5 60H7V58L5 59ZM5 60H3L4 62H5ZM19 60H21V59H19ZM19 60L17 61L18 63H20V64H22V61L21 62H19ZM135 60V59H134ZM136 60H138L137 59V57H136ZM240 60V59H239ZM3 61L1 60L0 62H2V64H3ZM7 61H9V58H8V60ZM7 61H6V63H7ZM11 61H13V60H11ZM139 61V60H138ZM138 61H136V63L138 62ZM141 61V60H140ZM247 61V60H246ZM246 61H244V62H246ZM260 61V60H259ZM263 61H261V63L263 62ZM17 62H16V64H17ZM216 62V61H215ZM216 62V63H217ZM236 62H238V64L237 65H239V66H242V64L244 63H242L241 64V62H239L238 60L236 61ZM248 62V61H247ZM10 63H12V62H9V64ZM126 63V62H125ZM135 63V62H134ZM142 63V62H141ZM223 63H224V60H223ZM8 64V63H7ZM28 64V66L30 67H28V69H31L32 70V73H34L33 71H34V64H32V65H30L29 63H27ZM26 64V65H27ZM127 64V63H126ZM235 64V65H236ZM260 64V63H259ZM12 65V67H10V65H7V67H9V68H11L12 70H10V71H12L14 74L12 75L11 73H9V74H11L12 76L10 77V79H8L6 76V79H7V81H11V79H13L12 77H17L16 78V80L18 79V77L20 76V72H21V69H22V71H23V69L24 68H27V66H25L24 68H20V70L19 69H17V70H19V71H15V68H13V63L11 64ZM129 65H130V63H129ZM214 65H216V64H214ZM15 66H17L18 67V64L17 65H15L14 64V67ZM20 66V65H19ZM32 66V67H31ZM126 66H128V64L126 65ZM257 66V65H256ZM260 66V65H259ZM262 66V65H261ZM22 67H23V64H22ZM61 68L58 70V73L56 72V73H54V74H52V75H55L54 77L51 75L50 77H52V79H54V78H56V77H59V75H61L62 76V74H60L61 72L62 73H64L63 72V70H64V68H62V66H60ZM129 67V66H128ZM128 67H126V69L128 68ZM135 66H133V68H134ZM138 67V66H137ZM218 67H220L219 65H218ZM221 67H222V64H221ZM224 67V66H223ZM217 68V66H215V69ZM259 68V67H258ZM261 68V67H260ZM7 69V71L8 72H10L9 70H8V68H6ZM28 69H26V70H28ZM125 69V68H124ZM123 69V70H124ZM135 69H137V68H135ZM219 69V68H218ZM225 69V68H224ZM227 69V68H226ZM232 69V68H231ZM234 69V68H233ZM25 70V69H24ZM25 70V72H27ZM234 70H236V69H234ZM6 71V70H5ZM6 71V72H7ZM29 72H27V74L30 76V74H31V79L32 80H36L37 79V77L35 78V74L32 76V73H31V71L30 70H28ZM126 72H127V74L128 75H130L129 73H128V71L129 70H125ZM133 71H134V69H133ZM229 71V70H228ZM233 71V70H232ZM230 72L229 74H231V75H233L232 73L233 72ZM240 71V70H239ZM5 72V73H6ZM124 72V71H123ZM125 72V73H126ZM135 72V71H134ZM235 72V71H234ZM236 72H238L237 70H236ZM235 72V74H237ZM263 72V70H261V72L260 73H262ZM4 73V74H5ZM124 73V74H125ZM4 74H1L0 73V75H1V78L0 79H2V75H4ZM8 74V73H7ZM7 74H5V75H7ZM25 74L26 73H24V75L23 76H25ZM51 74V73H50ZM56 74H57V76H56ZM123 74V73H122ZM22 75V74H21ZM28 75H26V76H28ZM132 75L133 74H131V77H130V79L132 78ZM215 75L216 76H218V77H220L221 79L223 78V82H224V84L222 83V81L220 82L219 81V79H218V77H217V80L219 81V83L220 84H217V83H215V84H217L216 86L215 85H212V84H214V82H213V77L215 78ZM23 76H20L21 78H23ZM25 76V77H26ZM123 76V75H122ZM127 76V75H126ZM226 76H230V75H228V73L226 74ZM5 77L3 78L4 80H5ZM19 77V78H20ZM25 77L23 78V79H21L22 81L25 79ZM35 78V79H33V78ZM29 78V79H28ZM41 77H39L37 80H39ZM60 78V77H59ZM74 78V77H73ZM72 78V79H73ZM79 77H76V78H74V81H75V83H77L76 81H77V79H78ZM138 80V82H137V80ZM205 78V79H204ZM28 79V80H27ZM57 79V78H56ZM216 79V78H215ZM220 79V80H221ZM224 79H226V80H228V81H226L225 82V80ZM3 80V81H4ZM15 80V81H16ZM20 79H18V81H19ZM21 80H20V82H21ZM26 82L28 81V82H31L32 84L33 83H35L34 84V86L36 85H38L40 88H38V86H37V89L39 90V91H36L37 89H36V87H34L36 90H29V89H27V90H25V89H23L24 88V86L22 87V89H23V91H24V93H22L21 91H20V94H19V96L18 95H16L18 98H15L14 99V97H10V96H8V97H10V98H13L12 99V102H10V104L11 103H13V102H15V100L17 99H19L21 96L22 97H24L25 96V98H27L26 100L28 101V99H29V97L31 98V97H33V99H35L34 98V95H36V96H38V101H37V99L36 100H34V101H37V102H34V104L33 103H31L30 102V104H32V105H34L33 106V108H32V111L31 112H29V119L30 118H33V116L35 117V116H37L38 115V112L42 109V110H44L43 108L46 106L45 105V103H43V101L42 100H44L45 98L44 97H47V95H49L48 97H54V94L53 95H50V93L52 94V93H61V91L60 92H58V90H60V88H64V87H60V88H56L57 90V92L55 91V89L54 88H52V87H50V86H47V85H51L50 83L49 84H43V83H45V82H43V80L45 81V79H43L42 81H39L40 82V84H42V85H44V87H45V85L47 86V87H45V88H42L41 87V85H39V83H37V82H32V80L31 81H29L30 80V77H26ZM24 80V81H25ZM80 80H82V79H79V81ZM132 80V79H131ZM202 80H206V81H202ZM217 80L215 81V82H217ZM2 81V80H1ZM6 81V82H7ZM14 81V80H13ZM13 81L11 82V83H13ZM70 81H72V80H70ZM129 81V80H128ZM6 82H3V84L4 83H6ZM42 82V83H41ZM73 82V81H72ZM17 82H15V84H16ZM25 83V82H24ZM37 83V84H36ZM67 83V82H66ZM74 83V82H73ZM73 83H70V84H73ZM80 83V82H79ZM203 83V84H202ZM2 83H0V85H1ZM10 84V83H9ZM8 83H7V85H9ZM19 82L16 84V86H14L13 88L15 89V90H19V88H16L17 86L18 87H20L19 86ZM22 84H23V82H21V86H22ZM26 84V83H25ZM29 84V83H28ZM192 84H194L195 86V89H199V90H201L200 91V93H199V95H201V97H202V99L204 100V99H206V100H204V101H206V103H207V100L209 101V102H211V104L210 105H212V104H215V105H212V106H215V108L214 109H212V106H210V105H204L205 104V102L204 101H202L203 102V105L204 106H206V107H208L209 109H212V111H214L215 110V113H213L212 114V111L211 110H209V111H211V114L212 115H210L209 114V117H207V115H206V111H204L205 113L203 114L204 116H201V114H199V112L201 113V109H200V111L198 112V107L197 106H195V107H197V114H199L200 116H201V119L203 120L202 122H200L201 120H199L198 118H195V116H196V114H192V111H195V110H193V109H195L194 107H191L192 106V103H193V101H191L192 99H195L196 97H199L198 95L196 96V94H198V92L199 91H197L196 93H194L195 91H193L192 89V91H193V95H195V96H193V97H195V98H192L191 97V92L189 93V92H186V90H189V88H190V86L192 85ZM12 85H14V84H12ZM12 85H9V86H12ZM63 85V84H62ZM64 85H66V84H64ZM69 85V84H68ZM202 85V86H201ZM3 86H6V84L5 85H2L1 87H3ZM9 86H7V88L9 89L10 87ZM52 86V85H51ZM58 86H60V85H58ZM147 86V87H148ZM233 86V88L235 87L234 85H232ZM27 86H25V88H26ZM28 87H29V85H28ZM27 87V88H28ZM32 87V86H31ZM73 87H75L76 88V86H73ZM149 87V88H150ZM194 87H192L191 86V88H194ZM228 87H230V86H228ZM242 87L243 88H246V87H244V86H241L240 88V90H242ZM51 88L55 91V92H50V90H51ZM75 88H73L72 90H74L75 91ZM133 88V87H132ZM186 88H188V89H186ZM1 89V92H0V94H4V97H5V95H7V93L5 94L4 92H2L3 91V89H5V87H3V89L2 88H0ZM8 89H6L7 90V92H9V91H11V89L8 91ZM21 88H20V90H22ZM31 89H33V88H31ZM42 89V90H41ZM135 89H136V87H135ZM182 89H186L185 91L184 90H182ZM194 89V90H195ZM228 89H232V88H228ZM247 89H248V87H247ZM5 90V91H6ZM13 90V89H12ZM17 90V92L19 93V91ZM77 90H78V88H77ZM76 90V91H77ZM137 90V91H138ZM239 90V89H238ZM239 90V91H240ZM244 91H246L245 89H243ZM33 91V92H32ZM36 91V92H35ZM136 91V90H135ZM122 92V91H121ZM140 92V91H139ZM243 92V91H242ZM247 93H248V91H246ZM245 92V93H246ZM18 93H15V94H18ZM76 93V92H75ZM77 93H78V96H79V94L81 95L82 93L81 92H79V90L77 91ZM91 92H89L88 94H90ZM93 93V92H92ZM95 93V92H94ZM127 93V92H126ZM126 93H124V96H126ZM239 93H241V91L239 92ZM13 94V93H12ZM11 94V95H12ZM62 94V93H61ZM87 94V95H88ZM96 94V93H95ZM139 94H141V93H139ZM243 93H241V95H242ZM8 95H10V92H9V94ZM24 95V96H23ZM58 95V97L60 98L61 96H59V94H57ZM63 95V94H62ZM91 95V94H90ZM90 95H88V96H90ZM94 95V94H93ZM189 95H190V97H189ZM247 94H245V95H243V97L244 96H246ZM249 95V94H248ZM2 96V95H1ZM0 96V97H1ZM13 96V95H12ZM15 96V95H14ZM27 96V97H26ZM29 96V97H28ZM41 96V97H40ZM81 96H85V95H81ZM92 96V95H91ZM90 96V97H91ZM97 96V95H96ZM116 96V95H115ZM142 96H140V97H142ZM250 96V95H249ZM248 96V97H249ZM263 96V95H262ZM3 97V96H2ZM2 98V100L3 99H5V98ZM21 97V98H22ZM48 97H47V100H45V101H47V102H49V100L51 101L52 100V98H49V100H48ZM56 97V96H55ZM55 97L53 98V100H55V102L54 103H57V104H59V102H56V99H58L59 100V98H56L55 99ZM95 97V96H94ZM106 97H107V95H106ZM117 97V96H116ZM116 97H114V98H116ZM136 97H138V95L136 96ZM146 97V96H145ZM188 97L189 98H191V99H189L188 100ZM201 97H199V98H201ZM241 97V96H240ZM248 97L246 96L245 98H247L248 99ZM6 98H7V96H6ZM44 98V99H43ZM111 98H112V96H111ZM139 98V97H138ZM144 98V97H143ZM187 98V99H186ZM1 99V98H0ZM32 99V100H33ZM61 99V98H60ZM97 99V98H96ZM105 99V98H104ZM137 99V98H136ZM146 99H147V97H146ZM159 99V98H158ZM262 99V98H261ZM6 100V99H5ZM14 100V101H13ZM16 100V102L18 103V101L19 102H21L20 100H18L17 101ZM24 102L26 101V100H24V99H22ZM31 100V99H30ZM108 99H106V101H107ZM117 100V99H116ZM118 100H119V97H118ZM187 100L191 103L190 105L188 104V106H190V108H193V109H188V106H185V103H189V102H187ZM195 100H198V99H195ZM200 100V99H199ZM8 101V100H7ZM11 101V100H10ZM22 101V102H23ZM42 101V102H41ZM95 101V100H94ZM105 101V100H104ZM105 101V102H106ZM3 102V104H4V100L2 101ZM9 102V101H8ZM111 102V101H110ZM109 102V103H110ZM195 102V104H196V101H194ZM198 102V101H197ZM209 102L207 103V104H209ZM1 103V102H0ZM5 103H7V102H5ZM16 103V104H17ZM28 103V102H27ZM108 103V102H107ZM198 103H200V102H198ZM246 103H248V101L246 102ZM13 104H15V103H13ZM42 104H44V107H43V105ZM47 104V103H46ZM49 104V103H48ZM95 104V103H94ZM194 104V103H193ZM7 105H9L8 103H7ZM105 105V104H104ZM187 105V104H186ZM198 105V104H197ZM200 105V107H201V105H202V103L201 104H199ZM198 105V106H199ZM247 105V104H246ZM1 106V105H0ZM5 106V105H4ZM11 106H12V104H11ZM11 106H9V108H11ZM14 106V105H13ZM41 106V107H40ZM56 106V105H55ZM58 106V105H57ZM56 106V107H57ZM180 106H182L183 107V109H182V107H180ZM204 106L203 107H201V108H204ZM177 107V108H176ZM206 107L204 108V109H206ZM227 107V108H226ZM257 107V106H256ZM256 107H255V109H256ZM259 108L257 109V110H259L261 107L260 106H258ZM1 108H2V106H1ZM4 109L3 110H5V107H3ZM7 109V111L8 110H10V109ZM39 108H41V109H39ZM55 108V107H54ZM59 108L61 109V107L59 106ZM58 108V109H59ZM96 108V107H95ZM95 108H93V109H95ZM105 108V109H104ZM177 110H176V109ZM247 108V110H245V112H244V114L246 113V111H248V106L246 107ZM254 108V107H253ZM252 108V109H253ZM263 109H264V107H262ZM261 108V109H262ZM30 109V108H29ZM57 108H56V110H58ZM102 109V110H101ZM262 109V110H263ZM42 110L40 111L41 113H42ZM192 110V111H191ZM250 110V109H249ZM254 110V109H253ZM252 110V111H253ZM6 110H5V112H7ZM60 111H62V110H60ZM101 111H103V112H101ZM251 111V110H250ZM256 111V110H255ZM4 112V111H3ZM5 112H4V114H5ZM9 112V114H10V112L11 111H8ZM57 112V111H56ZM55 112V113H56ZM195 112V113H196ZM260 112H262V113H259V114H262V116H264V111H260ZM31 113V114H30ZM37 113V114H36ZM40 113V114H41ZM58 113H60L59 111H58ZM57 113V115H55V116H58L59 114ZM94 113V112H93ZM92 113V114H93ZM202 113H203V111H202ZM219 113H221V114H219ZM247 113H249V116H248V119H249V117H252L253 115H250L252 112H247ZM257 113V114H258ZM3 114V115H4ZM34 114H36V115H34ZM52 114V113H51ZM98 114H96V115H94V116H97ZM207 114H208V110H207ZM242 114V113H241ZM252 114H254V116L255 115H257L256 114V112L254 113H252ZM259 114H258V116H259ZM2 114H0V116H1ZM8 115V114H7ZM13 115V114H12ZM27 115V114H26ZM26 115H25V118H26ZM60 115H61V113H60ZM109 115H111V116H109ZM206 115V116H205ZM216 115V116H215ZM5 116V115H4ZM32 116V117H31ZM41 116V115H40ZM43 116V115H42ZM215 116V118H213ZM240 118H239V117ZM245 116V115H244ZM244 116H243V118H244ZM247 116V115H246ZM254 116L252 117V118H250L252 121H253V119H254ZM257 116V118H259ZM262 116H261V118H262ZM38 117V116H37ZM205 117V118H204ZM40 118V117H39ZM38 118V119H39ZM94 118V119H95ZM255 118H256V116H255ZM254 119V122L256 121V120H258V122L260 121L259 119ZM2 119V118H1ZM33 119H35V118H33ZM37 119V118H36ZM37 119V120H38ZM41 119H42V117H41ZM57 119V118H56ZM263 119H264V117H263ZM263 119H261V120H263ZM17 120V119H16ZM237 120V121H236ZM30 121H32V120H30ZM240 121V120H239ZM250 121V120H249ZM262 122V121H261ZM263 122H264V120H263ZM262 122V123H263ZM3 123H4V121H3ZM103 123V122H102ZM264 124V123H263ZM104 125V124H103ZM103 125L101 126V127H103ZM96 126V125H95ZM239 126V125H238ZM99 127H100V125H99ZM101 127H100V129H101ZM237 127V126H236ZM98 130V129H97ZM92 131V130H91ZM105 131V132H106ZM207 133H212V134H218V137H216V139L215 138H213L214 139V141H212V142H210V137H211V135L209 136ZM209 136H207V135ZM90 136V135H89ZM92 136V135H91ZM229 136V135H228ZM234 136V135H233ZM208 137L209 138V140H207L206 138ZM239 137V136H238ZM234 138V137H233ZM232 138V139H233ZM235 138H237V137H235ZM96 140V139H95ZM92 141V140H91ZM203 141L205 142V141H207V143L205 142V144H203ZM209 141V142H208ZM228 141V142H227ZM232 141V140H231ZM240 141V140H239ZM89 143V142H88ZM229 144V143H228ZM91 145V144H90ZM92 146V145H91ZM239 147V146H238ZM237 146L235 147V148H238ZM92 148V147H91ZM225 148V149H224ZM224 149V150H223ZM233 149V148H232ZM230 151V150H229ZM221 152V154H223ZM224 153H227V152H224ZM231 153H233L232 151H231ZM89 154V153H88ZM248 154V153H247ZM242 155V154H241ZM243 155H245V154H243ZM249 155V154H248ZM250 155H251V153H250ZM249 155V156H250ZM252 155H255V154H253L252 153ZM251 155V156H252ZM239 156V155H238ZM256 156V155H255ZM87 157V156H86ZM224 157V156H223ZM244 157V156H243ZM242 156H241V158H243ZM262 157V156H261ZM220 158H221V156H220ZM245 158H249L248 156L247 157H245ZM251 158V157H250ZM253 156H252V160H253ZM264 157H262L261 159H263ZM236 159V158H235ZM244 159V158H243ZM241 160V159H240ZM249 161H250V159H248ZM248 160H246L247 161V163L249 164V162H248ZM161 161H162V163H161ZM178 161H180V163H182V164H179L178 165ZM219 161H221V160H219ZM226 161V160H225ZM225 161H221L220 163H219V165L220 164H222V163H224ZM234 161V160H233ZM236 161V160H235ZM236 162H238V159H237V161ZM235 162V165L236 164H238L239 166H241V164H242V167H240V168H245V163H242L243 162V160L242 161H240L239 163H236ZM82 163H84V162H82ZM88 163V164H89ZM225 163H227L226 165H228V163L230 164V162H228V161H226ZM246 163V164H247ZM254 162H252L251 164H249L250 166V168L252 167V165H254L253 164ZM263 163V162H262ZM162 164V165H161ZM243 164H244V166H243ZM248 164H247V166H248ZM160 165H161V167H163L162 169L160 168ZM224 166H223V168L225 167L226 168V165L225 164H223ZM230 165H232V164H230ZM262 166H263V164H261ZM82 166V165H81ZM217 166V167H216ZM232 166H234V164L232 165ZM239 166H237L238 168H235V169H240L239 168ZM216 167V168H215ZM230 166L228 165V168H229ZM248 167V168H249ZM254 167H255V165H254ZM215 168V169H214ZM227 168V169H228ZM253 168V167H252ZM84 169V168H83ZM86 169V168H85ZM212 169H214L215 171H213ZM245 169H246V171H245ZM245 169H243L244 171H245V173L246 172H248L249 170H247V168H245ZM87 170V169H86ZM230 170H234V169H231L230 168ZM229 170V171H230ZM242 170V173L244 172ZM251 170V169H250ZM208 171H210V172H208ZM223 171V170H222ZM239 171V170H238ZM84 172V171H83ZM227 172V171H226ZM225 172V173H226ZM237 171H235V172H233V173H235L236 175L238 174V173H240L241 174V172H238V173H236ZM216 174L217 173H219V172H215ZM230 173V172H229ZM232 173V172H231ZM250 173V172H249ZM79 174V173H78ZM209 174V175H208ZM216 174H215V176H216ZM239 174V175H240ZM251 174V173H250ZM247 176H248V174H246ZM214 176V177H215ZM242 176V175H241ZM225 177H227V176H225ZM230 177V176H229ZM249 177V176H248ZM81 178V177H80ZM216 178H217V176H216ZM216 178H215V180H216ZM233 178V175L231 176V179ZM235 178V177H234ZM237 178V177H236ZM239 178V177H238ZM245 178V177H244ZM251 178V177H250ZM210 179L211 178H209V181H210ZM240 179V178H239ZM243 179V178H242ZM252 179V178H251ZM250 179V180H251ZM80 180V179H79ZM214 179H213V181H215ZM237 179H234L233 181H236ZM243 181L244 180H242V183H243ZM246 181V180H245ZM79 182V181H78ZM82 182H83V180H82ZM204 182H205V184H204ZM208 182V181H207ZM216 182H218V180L216 181ZM216 182H212V184L214 183H216ZM246 182H248V179H247V181ZM245 182V183H246ZM253 182V181H252ZM233 183V182H232ZM235 183H237V181L236 182H234V184L233 185H235ZM214 184H213V186H214ZM218 184V183H217ZM250 184V183H249ZM76 185V184H75ZM204 185V186H203ZM238 185V184H237ZM240 185V184H239ZM246 185H247V183H246ZM246 185H245V187H246ZM253 185V184H252ZM210 186V185H209ZM224 186V185H223ZM208 187V186H207ZM219 187V186H218ZM235 187V186H234ZM249 187H250V185H249ZM202 188H205L204 190L202 189ZM237 188V187H236ZM235 188V190H237ZM241 188H242V186H241ZM253 188H255L254 186H253ZM252 188V189H253ZM233 189V188H232ZM238 189H239V187H238ZM249 189V188H248ZM242 189H240V191H241ZM245 190V189H244ZM260 190V189H259ZM217 191H219L218 190V188H217ZM217 191H215V192H217ZM227 191V190H226ZM225 190H224V192H226ZM258 191V190H257ZM257 191L255 190V193H256V195L255 196H257V197H259L257 194ZM262 191V190H261ZM203 192H201V193H203ZM233 192H235V191H233ZM237 192V191H236ZM243 192V191H242ZM249 192V191H248ZM218 193V192H217ZM227 193V192H226ZM228 193H230V198H232L231 197V192H228ZM245 193H246V190H245ZM253 193V191H251V194ZM254 193V194H255ZM262 192H260V195H261V197H262V194H261ZM72 194V193H71ZM221 194H223L222 192H221ZM236 193H233V195H235ZM241 193L239 192V194L238 195H240ZM253 194V195H254ZM64 195H66V194H64ZM72 195H74V194H72ZM202 194H200V196L199 197H202L201 196ZM213 195V194H212ZM219 195V194H218ZM227 195V194H226ZM225 195V196H226ZM229 195V194H228ZM232 195V196H233ZM247 195L248 194H246L245 196L247 197ZM253 195H252V197H253ZM223 196V195H222ZM203 197H204V195H203ZM202 197V198H203ZM211 197V196H210ZM213 197H214V195H213ZM216 198H217V196H215ZM214 197V198H215ZM219 197L220 198H222L221 197V195H219ZM228 197V196H227ZM237 197V196H236ZM251 197V198H252ZM10 198V199H9ZM216 198L215 199H213V202H214V200L216 201ZM225 198V197H224ZM223 198V199H224ZM250 197H249V199H251ZM254 198V197H253ZM264 198V197H263ZM262 199V198H261ZM63 200V199H62ZM66 200V199H65ZM234 201H235V199H233ZM232 200V201H233ZM5 201H7V202H5ZM5 201H2V200H0V208H1V206L4 204V203H7V210L9 211L10 209L12 210L13 208H12V203H13V201H12V198L11 197H8V199H6ZM104 201H109L110 203H108L109 205L107 206L106 205V207H105V205L103 206V203H104ZM211 201V203H212V199L210 200ZM218 201L220 202V199H218ZM217 201V202H218ZM222 201V200H221ZM225 201V200H224ZM253 201V200H252ZM256 201V203H258V200H255ZM261 201V200H260ZM64 202V201H63ZM71 202V203H72ZM200 202V201H199ZM198 202V203H199ZM218 202V203H219ZM60 203V202H59ZM70 203V202H69ZM197 203V204H198ZM201 203H202V201L199 203V207H200V205H201ZM217 203V204H218ZM221 203V202H220ZM219 203V204H220ZM235 203H236V201H235ZM261 202H259V204L258 205H260L261 206V209H262V205L260 204ZM10 204V205H9ZM58 204V203H57ZM62 204H64V203H62ZM73 204L71 205V206H73ZM107 204V203H106ZM218 204V205H219ZM223 204H224V202H223ZM78 205V204H77ZM221 205V204H220ZM233 205H234V203H233ZM8 206H9V209H8ZM11 206V207H10ZM57 206V205H56ZM102 206L104 207V212H109V216H110V218H108V216H107V219H106V217H104L102 214H104V213H102L103 212V210H102ZM195 206L197 207V209H199V207H198V205H196L195 204ZM209 206V205H208ZM222 206V205H221ZM231 206V205H230ZM236 206H238V204L236 205ZM254 206H256L255 204H254ZM259 206V207H260ZM13 207H14V205H13ZM66 207V206H65ZM175 207V208H174ZM188 207V206H187ZM212 207V206H211ZM211 207H210V209H211ZM214 207V206H213ZM224 207V206H223ZM3 208L5 209L6 207H4V205H3ZM59 209H60V207H59ZM197 209H195L196 211H197ZM217 209H218V207H217ZM221 209H222V207H221ZM234 209H235V207H234ZM233 209V210H234ZM241 209H242V207H241ZM244 209V208H243ZM261 209H260V211H261ZM10 210V211H11ZM66 210V209H65ZM79 210V209H78ZM99 210H100V212H99ZM191 210H194V207H193V209H191ZM213 210V209H212ZM215 210V209H214ZM219 210V209H218ZM238 210V209H237ZM240 210V209H239ZM239 210L237 211V212H239ZM82 211V210H81ZM224 211V210H223ZM258 211V210H257ZM257 211H256V214H257ZM66 212V211H65ZM189 212V211H188ZM219 212V211H218ZM230 212V211H229ZM228 212V213H229ZM234 212V211H233ZM262 212V211H261ZM264 212V211H263ZM10 213H12V211L10 212ZM58 213V212H57ZM100 213H102V214H100ZM194 213V212H193ZM224 214H225V211L223 212ZM240 213H242V212H240ZM71 214H73V211L71 212ZM190 214V213H189ZM191 214H192V212H191ZM190 214V215H191ZM214 214V213H213ZM222 214V213H221ZM247 214V213H246ZM253 214H254V212H253ZM105 215V214H104ZM189 215V216H190ZM217 215V214H216ZM220 215V214H219ZM226 215V214H225ZM235 215V214H234ZM233 215V216H234ZM241 215H243V213L241 214ZM248 215H249V213H248ZM255 215V214H254ZM260 215V214H259ZM258 215V216H259ZM261 215H262V213H261ZM74 216V215H73ZM194 216H195V214H194ZM193 216V217H194ZM210 216V215H209ZM209 216H207V217H209ZM218 216V215H217ZM236 216V215H235ZM251 216V215H250ZM258 216H256V218L258 217ZM213 217V216H212ZM211 217V218H212ZM214 217H216V216H214ZM213 217V219H215ZM225 217V216H224ZM223 217V218H224ZM226 217H227V215H226ZM231 217H232V214H231ZM242 217V218H241ZM76 218V217H75ZM85 218V217H84ZM189 218H190V220H189ZM236 218H237V216H236ZM239 219L241 218L242 220H243V216H240V217H238ZM250 219H251V217H249ZM108 219H109V221H108ZM227 219V218H226ZM239 219H238V221H239ZM252 219H253V217H252ZM75 220H77V219H75ZM116 220V219H115ZM192 220V221H191ZM208 220V219H207ZM228 220V219H227ZM233 220H234V217H233ZM233 220H232V222H233ZM259 220H261V219H259ZM264 220V219H263ZM117 221V220H116ZM212 220H210L209 222H211ZM217 221V220H216ZM248 221L250 222V220L248 219ZM253 221H254V219H253ZM252 221V222H253ZM110 222H111V224H110ZM229 222V221H228ZM231 222V221H230ZM229 222V223H230ZM251 222V223H252ZM260 222V221H259ZM63 223H64V220H63ZM70 223V222H69ZM114 223V222H113ZM117 223V222H116ZM120 223V222H119ZM194 225H193V224ZM218 223V222H217ZM225 223H227L226 221L224 222V224ZM255 223V222H254ZM262 223H264L263 221H262ZM236 224V223H235ZM239 224H240V221H239ZM256 224H257V222H256ZM261 224V223H260ZM76 225V224H75ZM113 225V224H112ZM128 225V224H127ZM197 226H198V224H196ZM209 225V224H208ZM218 225V224H217ZM227 225V224H226ZM230 225H231V223H230ZM258 225H259V223H258ZM65 226V225H64ZM228 226V225H227ZM233 226V225H232ZM73 227H74V224H73ZM130 227V226H129ZM207 227V226H206ZM210 227V226H209ZM212 227V226H211ZM226 227V226H225ZM225 227H224V229H225ZM236 227H238V226H236ZM243 227H245V226H243ZM243 227H242V231H243ZM248 226H246V228H247ZM251 227V226H250ZM250 227H249V229H250ZM255 227V226H254ZM253 227V228H254ZM261 227V226H260ZM67 228V227H66ZM70 228V227H69ZM77 228V227H76ZM118 228V227H117ZM121 228V227H120ZM253 228H252V230L251 231H253ZM116 229V228H115ZM128 229V228H127ZM222 229V228H221ZM220 229V230H221ZM240 229V228H239ZM264 229V228H263ZM263 229H261L260 228V231L258 232V231H256L257 232V235L259 234V237H261V239H262V236L264 235V230ZM117 230V229H116ZM212 230V229H211ZM238 230V229H237ZM237 230H236V232H237ZM248 230V229H247ZM246 230V231H247ZM258 230V229H257ZM61 231V230H60ZM78 231H79V229H78ZM200 231V230H199ZM222 231V230H221ZM250 231V230H249ZM206 232H208V231H206ZM224 232V231H223ZM238 232H240V231H238ZM245 232V231H244ZM127 233V232H126ZM133 233V232H132ZM205 233V232H204ZM210 233H213V231L212 232H210ZM222 233V232H221ZM228 233V232H227ZM255 233V232H254ZM254 233H253V238H255V236H254ZM217 234H218V236H219V233H217L216 232V237H218L217 236ZM231 234V233H230ZM230 234L229 235H227V239H228V237L230 236ZM100 235H99V237H100ZM136 235H135V237H136ZM234 235L236 236V238L237 239H239V243L240 244H242L243 243V240H241V239H243L244 238V241H245V236L242 238L241 236H238L237 237V235L236 234H233V237H232V235H231V238L233 239L234 238ZM70 236V235H69ZM75 236V235H74ZM114 236V235H113ZM201 236V237H200ZM203 236H204V238H203ZM134 237V236H133ZM136 237V238H137ZM216 237H214V238H216ZM220 237H221V235H220ZM241 237V238H240ZM249 237H250V235H249ZM259 237L257 236L256 237V240L258 241V239H259ZM71 238V237H70ZM95 238H96V236H95ZM105 238H106V236H105ZM104 238V239H105ZM130 238V237H129ZM225 238V239H226ZM230 238V239H231ZM235 238V239H236ZM251 238H252V236H251ZM258 238V239H257ZM98 239V238H97ZM131 239V238H130ZM210 239V240H209ZM231 239V240H232ZM234 239V240H235ZM236 239V240H237ZM250 239V238H249ZM249 239H247L246 238V244H247V242H249L250 240ZM260 239V240H261ZM109 241H110V239H108ZM135 240V239H134ZM215 240V239H214ZM234 240H232V241H234ZM240 240L242 241V242H240ZM252 240H255V239H252ZM251 240V241H252ZM259 240V241H260ZM99 241V240H98ZM102 241H103V239H102ZM109 241H107V242H109ZM212 241H213V239H212ZM216 241V240H215ZM219 241V240H218ZM218 241H217V243H218ZM263 241V240H262ZM95 242V241H94ZM93 242V243H94ZM110 242H113L112 241V236H111V241ZM143 242V243H144ZM229 242H230V240H229ZM236 243H237V241H235ZM254 242V241H253ZM256 242V241H255ZM114 243V242H113ZM112 243V244H113ZM212 242H210V244H211ZM219 243H221V244H223L222 243V241H220ZM232 243V242H231ZM264 243V242H263ZM101 244V243H100ZM105 244V243H104ZM206 244V245H205ZM220 244V245H221ZM225 244H226V242H225ZM244 244H245V242H244ZM244 244H242L241 246L243 247V245ZM254 245V248L256 247L255 245H258V247L256 248V249H254L253 247V249L254 250H256V254H261V250H263V248H262V245H261V243H259V244H256V243H253ZM140 245V247H142L143 246V244H142V246H141V244H139ZM217 245V244H216ZM224 245V244H223ZM239 245V244H238ZM248 245V244H247ZM252 245V244H251ZM91 246V245H90ZM102 246V245H101ZM113 246H115V245H113ZM145 246V245H144ZM145 246V247H146ZM240 246V245H239ZM238 246V247H239ZM240 246V248H238V250L239 251H235L236 250V247L235 248H233V250L236 252V253H238V252H240L241 250V247ZM93 247H94V245H93ZM209 247V246H208ZM214 247H215V245H214ZM219 246H217V248H218ZM222 247V246H221ZM245 248H246V246H244ZM111 248V247H110ZM205 248V249H204ZM223 248H224V246H223ZM226 248V247H225ZM230 248V247H229ZM100 249H101V247H100ZM105 249V248H104ZM201 249V250H202ZM210 249V248H209ZM208 249V251H211V250H209ZM138 250V249H137ZM221 250V249H220ZM227 250V249H226ZM229 250H231V252H232V249H229ZM249 250V249H248ZM254 250H253V252H254ZM97 251V250H96ZM133 251V250H132ZM145 250H143V252H144ZM213 251V250H212ZM219 251V250H218ZM140 252V251H139ZM146 252V251H145ZM224 252V251H223ZM230 252V253H231ZM259 252V253H258ZM264 252V251H263ZM138 253V252H137ZM209 253V252H208ZM214 253V252H213ZM230 253H229V255H230ZM236 253H234L235 254V257H237L236 256ZM241 253H244L243 251L241 252ZM252 253V252H251ZM135 254L136 253H134L133 252V256H135ZM144 254V253H143ZM146 254V253H145ZM191 254V253H190ZM189 254V255H190ZM194 254V253H193ZM217 254H219V253H217ZM227 254H228V252H227ZM259 254V255H260ZM138 255V254H137ZM147 255H148V253H147ZM151 255V256H152ZM186 255V256H185ZM192 255V254H191ZM190 255V256H191ZM198 255H200V254H198ZM198 255L197 254H194V256H192V257H190V259L188 260V258H187V260H188V262H187V264H190L191 263V261L193 260V257H195V256H197V259H199L198 258ZM226 255V254H225ZM239 255H240V253H239ZM246 255V254H245ZM255 255V254H254ZM97 256V255H96ZM132 253H131V259H130V264H131V261H132ZM202 256V255H201ZM211 256V255H210ZM228 256V255H227ZM226 256V257H227ZM231 256H232V254H231ZM258 256V255H257ZM138 257H140L139 255H138ZM207 257V256H206ZM205 257V258H206ZM248 257V256H247ZM250 257V256H249ZM251 257H252V255H251ZM259 257H261V255L259 256ZM264 257V256H263ZM141 258V257H140ZM142 258H143V256H142ZM201 258V257H200ZM218 258V257H217ZM240 258V257H239ZM242 258V257H241ZM244 258H245V256H244ZM253 258H257L256 257V255H255V257H253ZM138 259V258H137ZM221 259V258H220ZM245 259H247V258H245ZM244 259V260H245ZM260 259H264V258H259V260ZM126 260V259H125ZM136 259H134V261H135ZM196 260V257H195V259H194V261ZM200 260H203V256H202V259H199V261H197L199 264H200ZM209 259H207V261H208ZM212 260V259H211ZM236 260H237V258H236ZM236 260H234V262L236 261ZM250 260V259H249ZM254 260V259H253ZM256 260V259H255ZM143 261H144V258H143ZM149 261V262H150ZM194 261H192V263L194 262ZM204 261V264H205V260H203ZM216 261V260H215ZM223 261V260H222ZM238 261H240V260H238ZM238 261H236L237 263H238ZM246 261H248V260H246ZM184 263H185V261H183ZM212 262V261H211ZM219 262V261H218ZM221 262V261H220ZM231 262V261H230ZM252 262V263H251ZM250 262V264H253V262L254 261H251ZM134 263V262H133ZM141 263H143V262H141ZM145 263V262H144ZM143 263V264H144ZM181 263V262H180ZM183 263V264H184ZM203 263V262H202ZM222 263V262H221ZM236 263V264H237ZM244 263V262H243ZM246 263V262H245ZM249 263V262H248ZM261 264V261L259 262L258 261V259H257V262H256V264ZM262 263H263V261H262ZM134 264H136V262L134 263ZM138 264H139V260H138ZM147 264V263H146ZM151 264V263H150ZM182 264V263H181ZM186 264V263H185ZM194 264H197L196 262L194 263ZM208 264H209V261H208ZM214 264V263H213ZM218 264V263H217ZM224 264V263H223ZM225 264H227L226 262H225ZM232 264H235V263H233L232 262ZM240 264V263H239ZM242 264V263H241ZM254 264H255V262H254Z\"/></svg>",
	"mask_w": 264,
	"mask_h": 264
},
{
	"label": "crops",
	"instance_id": "3",
	"mask_svg": "<svg viewBox=\"0 0 264 264\" xmlns=\"http://www.w3.org/2000/svg\"><path fill=\"white\" fill-rule=\"evenodd\" d=\"M54 1L58 6L88 10L90 14L108 13V0ZM8 126L6 133H0V186L22 198H36L62 164L66 136L60 128L31 132L23 124L8 122Z\"/></svg>",
	"mask_w": 264,
	"mask_h": 264
},
{
	"label": "built area",
	"instance_id": "4",
	"mask_svg": "<svg viewBox=\"0 0 264 264\" xmlns=\"http://www.w3.org/2000/svg\"><path fill=\"white\" fill-rule=\"evenodd\" d=\"M20 197V196H19ZM20 198H22V197H20Z\"/></svg>",
	"mask_w": 264,
	"mask_h": 264
}]
</instances>
